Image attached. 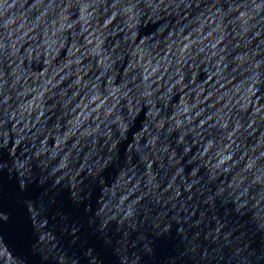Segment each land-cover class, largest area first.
Wrapping results in <instances>:
<instances>
[{"label":"water","instance_id":"95a60500","mask_svg":"<svg viewBox=\"0 0 264 264\" xmlns=\"http://www.w3.org/2000/svg\"><path fill=\"white\" fill-rule=\"evenodd\" d=\"M0 264H264V0H0Z\"/></svg>","mask_w":264,"mask_h":264}]
</instances>
